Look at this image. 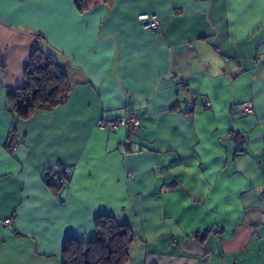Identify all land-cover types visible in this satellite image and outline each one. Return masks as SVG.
Returning <instances> with one entry per match:
<instances>
[{
	"label": "crops",
	"instance_id": "0c3cea01",
	"mask_svg": "<svg viewBox=\"0 0 264 264\" xmlns=\"http://www.w3.org/2000/svg\"><path fill=\"white\" fill-rule=\"evenodd\" d=\"M84 2L0 0V264H61L101 214L135 235L126 264H264V0ZM35 47L71 91L18 119L6 89Z\"/></svg>",
	"mask_w": 264,
	"mask_h": 264
},
{
	"label": "trees",
	"instance_id": "16d2710c",
	"mask_svg": "<svg viewBox=\"0 0 264 264\" xmlns=\"http://www.w3.org/2000/svg\"><path fill=\"white\" fill-rule=\"evenodd\" d=\"M79 12L87 7L84 0H72ZM25 84L22 87H7V107L15 118L28 119L36 111H49L65 104L71 91L68 76L59 64L40 48L35 47L24 70ZM194 103H189L185 112L190 113ZM175 105L173 108H175ZM20 144L12 135L9 147ZM95 239L80 241L67 238L61 250V264H126L135 235L126 224H121L109 214L94 219ZM205 234V233H204ZM196 237H200L197 233Z\"/></svg>",
	"mask_w": 264,
	"mask_h": 264
},
{
	"label": "built area",
	"instance_id": "2783aa9c",
	"mask_svg": "<svg viewBox=\"0 0 264 264\" xmlns=\"http://www.w3.org/2000/svg\"><path fill=\"white\" fill-rule=\"evenodd\" d=\"M137 18L144 29H153L155 31H158L159 23H158L157 14L141 13L137 16ZM177 84L179 86V89L183 88L182 82L180 80L177 81ZM208 106H209L208 102H205L201 105L202 108H208ZM239 108L240 110L248 113L252 111V105L249 102L241 104ZM97 124L100 128L107 130H117L121 127H125L130 131H135L138 126V119L133 115H126L122 117H115L111 121L99 120ZM125 145H126L125 147L126 149L130 148L128 142H126ZM66 175H67V170L63 166H54L53 168L47 171V176H50L52 178H57V179L64 178L66 177ZM132 176H133L132 174H127L128 178ZM2 224L9 226V220L8 219L2 220Z\"/></svg>",
	"mask_w": 264,
	"mask_h": 264
}]
</instances>
